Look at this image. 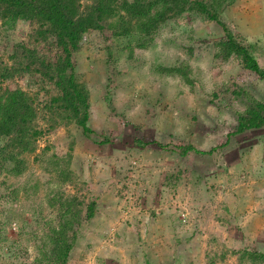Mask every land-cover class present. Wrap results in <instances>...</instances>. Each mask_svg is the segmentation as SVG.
Returning <instances> with one entry per match:
<instances>
[{
	"label": "rangeland",
	"instance_id": "374dc122",
	"mask_svg": "<svg viewBox=\"0 0 264 264\" xmlns=\"http://www.w3.org/2000/svg\"><path fill=\"white\" fill-rule=\"evenodd\" d=\"M220 20L264 68V0H236ZM30 24L22 16L11 27L0 20V63L11 66L23 48L37 62L54 58L53 39L36 43ZM221 38L217 24L196 16L163 23L149 45L86 31L72 61L89 90L88 134L49 124L40 107L53 87L36 71L0 83L33 98L41 132L22 172H0L4 239L21 243L16 253L25 249L14 264H31L36 242L47 241L45 223L56 222L45 198L55 175L33 160L41 152L69 159L76 180L61 190L84 206L95 203L92 217L81 207L64 233L71 244L65 264H235L232 250L264 249V127L234 132L244 104L232 94L263 100L264 81L236 56L215 57ZM156 64L186 65L191 84L158 74Z\"/></svg>",
	"mask_w": 264,
	"mask_h": 264
},
{
	"label": "trees",
	"instance_id": "16d2710c",
	"mask_svg": "<svg viewBox=\"0 0 264 264\" xmlns=\"http://www.w3.org/2000/svg\"><path fill=\"white\" fill-rule=\"evenodd\" d=\"M235 1L89 0L82 4V0H0V20L5 27H11L17 17L22 16L34 25L32 31L37 36L36 43L47 44L44 38L50 36L56 48L52 60L45 56L38 57V62L33 49L23 48L13 53L10 58L16 59L15 63L11 66L0 63V83L13 73L36 71L40 81L53 87V94L40 107L42 113L48 114L49 124L75 125L83 134L91 133L87 124L89 90L75 72L72 61L82 35L88 30H96L105 39L124 38L129 46L133 42L149 45L163 23L172 20L178 22L186 16H196L217 24L223 38L213 42L217 48L215 57L226 60L236 56L243 68L264 81V68L258 65L246 46L235 40L237 34L220 20L224 8ZM154 70L160 75H178L183 82L191 84L186 65L156 64ZM232 94L240 97L244 104L242 109L236 111L234 132L264 127V99L252 98L241 90H233ZM36 115L33 98L27 92L0 84V172L5 175L19 174L26 168L24 155L34 152L36 138L41 134L34 126ZM188 149H192L191 145L185 146L184 150ZM33 160L41 171L54 174L55 179L52 180L57 183L45 195L48 205L56 211V222L45 223L48 228L47 241L36 242L40 244H36L37 255L31 264H65L71 244L65 243L64 233L71 229L74 221L79 222L81 207L85 218L92 217L95 203L89 202L84 206L76 196L61 190L63 184H73L76 180L69 159L60 161L53 153L41 152L33 155ZM1 226L0 240L4 239ZM15 241L4 239L3 244L0 242V258L11 260L12 264L25 252L23 249L21 253H16L21 243ZM231 253L235 256V264H264V249L242 247Z\"/></svg>",
	"mask_w": 264,
	"mask_h": 264
}]
</instances>
